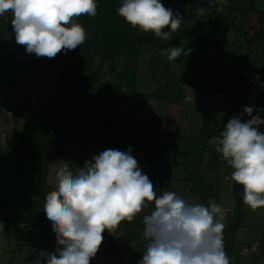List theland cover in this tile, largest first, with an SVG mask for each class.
<instances>
[{"label": "rangeland", "instance_id": "obj_1", "mask_svg": "<svg viewBox=\"0 0 264 264\" xmlns=\"http://www.w3.org/2000/svg\"><path fill=\"white\" fill-rule=\"evenodd\" d=\"M193 1L162 0L165 7H171L174 12L179 11L184 17L181 29L174 33L173 37H179L176 45L183 48L180 56L187 57L186 63L178 59L169 61L158 51L142 49V52L133 59L125 54L117 55L113 59L114 63L108 64L104 75L102 74L105 80L113 79L115 86L117 83L120 84L116 86L118 96L112 106L107 108L108 110L104 109L108 113L105 122L110 117L125 116L126 120L122 118L125 129L129 128L128 120L132 119L149 126L158 125L167 132H172V136L165 134L158 139L156 152L161 155L157 157L160 161L152 158L151 152L132 143L128 137L129 134L126 135V130L124 133L117 131L114 136L107 131L102 133V136L96 139L95 152L105 149L124 151L132 146L133 155L139 167L153 182L158 194L163 191H175L184 198L197 199L205 205L209 200H215L225 210V224L236 220L235 210L236 206H239L236 195L240 189L243 203L240 210L244 213L251 212L242 218V222H259V215L264 214V207L252 210L244 204L243 186L226 178L232 169L220 159V153L212 150L215 144L211 147L213 143L209 142L213 137L219 136L223 124H226L232 116L239 115L244 106L254 105L256 108L264 106V86H262L264 85V41L254 43L252 40L253 35L264 28V0H228L224 6H221L218 0H201L203 4ZM198 8H206L208 11L201 15L197 11ZM8 22H11V16ZM95 24L90 21L87 25H81L86 33L92 36L96 32ZM106 29L108 30V27ZM109 30L111 31L112 28ZM100 33H102L101 29ZM12 34L6 37V46L13 51L16 49L26 51V46L17 44L15 33L12 32ZM103 36L110 37L111 34L105 32ZM190 52L193 54L189 55ZM7 54V52L2 53L3 59H7ZM20 54L26 56L22 52ZM17 59L27 60L25 57L15 56V60ZM87 68L92 69L90 64ZM11 70L12 68L7 65L0 73V79L9 78ZM87 73L88 71H83V75ZM57 74L62 79L66 77L63 72L58 71ZM165 82H168V86H164ZM78 83V80L72 79L73 88H76ZM5 89L3 84L0 85V90L5 92ZM64 90L58 86L54 101L58 100L60 103L61 99H64L66 105L74 102V98L79 102L86 100L83 88L77 89L76 92L72 90L69 94L66 90L64 94ZM14 91H16L15 88H13ZM156 91H158L156 96L160 95L153 97L144 106L143 111L133 114L131 118L127 117L133 109L134 93L149 94ZM96 93L97 91H94L93 103L105 105L101 103L102 99H98ZM9 102L2 112H6L5 121L0 122V136L2 133L8 136L0 139V154L3 155L2 151H10V147L16 141L13 139L15 130H11L12 128L8 126L12 127L16 122L24 120L16 115L21 104L13 103L12 97L9 98ZM28 106L32 105L23 103L22 113ZM57 114L55 113L54 116ZM253 114L255 115L256 112L254 111ZM259 114L264 119V112ZM58 117L64 118L63 115ZM249 118L246 114L242 117L244 120ZM83 119H86L85 116ZM55 123L62 122L55 119L53 126L59 127L60 125ZM100 123L104 125L103 120ZM84 125L85 130L81 126L77 132L83 140H86L87 149L79 148L77 152H73V146L72 148L69 145L56 146L70 150L76 154V158L83 152H94L88 144L91 139L90 131L96 126L95 121L93 118L86 119ZM260 130L264 132V125H261ZM13 133L14 136H12ZM43 136L47 137L46 134ZM102 139L103 144H101ZM54 144H51V147L56 149ZM161 160L176 163L169 164V168L163 171L165 176L161 178L169 177L166 180L162 179L163 185L157 180L160 175L159 168L162 166ZM63 164L70 163L64 162L59 164V167ZM57 169L58 166H52L48 170L53 174L50 176L53 179H49L48 183L54 187V175ZM152 207L153 202H149L148 208L138 214L132 222L122 221L113 233L106 229L102 244L90 264H137L142 258V251L147 243L142 237V217L149 213ZM22 214L26 215V212ZM240 227L232 240V254L237 255L233 257L232 263L242 259L241 255L245 251L242 239L244 233L249 231ZM39 233L40 228H30L25 232H18L17 237L13 238L6 230L0 232V264H33L36 258L33 250L46 251L36 244ZM225 235L228 236V232ZM250 236L251 243L254 245L258 237L260 240L263 239L261 231L259 232L256 227H253ZM258 243L259 245L254 247L255 250H252L254 253L258 252L256 247L264 249L262 241ZM46 252L54 254V249ZM250 258L252 262L241 260V263H253L257 259L255 255ZM259 262L264 264V261Z\"/></svg>", "mask_w": 264, "mask_h": 264}, {"label": "clouds", "instance_id": "obj_2", "mask_svg": "<svg viewBox=\"0 0 264 264\" xmlns=\"http://www.w3.org/2000/svg\"><path fill=\"white\" fill-rule=\"evenodd\" d=\"M218 2L224 6L228 0ZM116 11L132 28L162 40H172L184 19L162 0H120ZM197 11L203 15L208 9ZM96 14L97 0H0V17L8 21L11 16L16 43L36 57L54 58L61 51L78 48L87 36L75 18ZM182 53L180 46L161 50L169 61ZM260 112L264 106H244L214 138L220 159L232 169L226 178L243 186V202L252 210L264 207ZM245 114L250 118L242 119ZM149 202H153L152 210L142 217V237L147 243L137 264H232L225 250L223 207L215 200L205 205L175 191L158 194L139 167L132 146L124 151L105 149L83 166L63 164L56 170L55 189L47 193L43 205L56 247L54 254L33 250V264H90L105 230L113 233L122 221L132 222Z\"/></svg>", "mask_w": 264, "mask_h": 264}, {"label": "trees", "instance_id": "obj_3", "mask_svg": "<svg viewBox=\"0 0 264 264\" xmlns=\"http://www.w3.org/2000/svg\"><path fill=\"white\" fill-rule=\"evenodd\" d=\"M193 2L198 4L204 3L201 0ZM119 6L120 0H97V14L95 17L81 16L75 18L76 22L79 24L87 25L90 21L96 23V32L91 36L90 40H88L89 45L87 46V52L82 60L85 62L86 68L88 64L92 67L90 70L85 69L90 75L88 82L91 85L88 101L94 104L92 101L94 98V91H97L96 95L98 99H102V104L105 103V105H97L99 108L105 110H108L112 106V103L118 96V89L116 86H120V84L117 83L115 86L113 79L105 80L102 76L104 75L105 67L108 64L114 63L113 59L117 55L125 54L133 59L134 56H138V54L142 52V49L161 53V50L164 48L177 46V39H179V37L174 36L172 40L164 41L161 40L160 37L155 36L152 32H143L138 27L135 29L132 28L130 24L126 23L125 20L118 15L116 9ZM107 27L108 30L106 29ZM109 28H112V30L110 31ZM100 29L102 33L99 34ZM12 32L14 31L11 22L0 17V58H2L0 59V73L7 67V61H9L12 66L10 84L15 85L26 63L21 60H15L14 52L17 49L13 51L6 46V37L13 35ZM105 32H109L111 36H103ZM252 40L254 43L264 41V28L254 34ZM4 52L8 53L7 59L5 58L6 60L3 59L2 56ZM192 54L193 52H190L189 55ZM76 57L80 59L78 56ZM176 59L182 61V63L188 61L186 56H179ZM5 83L6 81H3V85ZM164 86H168V82H165ZM45 91H43L41 98H43ZM157 93L158 91L149 94L134 93L133 109H131L127 117L131 118L133 114L143 111L144 106L150 102ZM105 110V114H103L105 115V117H103L104 124L110 128V133L113 136L117 131L118 133H124V130H126V135L129 134L128 137H130L132 143L151 152L152 158L159 160L157 157H161V155L156 152L158 139L165 134L172 136V132H167L158 125L149 126L144 123L135 122L132 119L128 120L130 121V129H125V125L122 121V118L126 120L125 116H109L110 118L105 122V118L108 117V113H106ZM27 112H29L30 115L27 116ZM0 116L2 118L1 121H5L6 112L1 113ZM20 119L24 120L18 121L21 123L17 126L16 124H13L12 127L8 126L12 128L11 130H15L16 132V129L20 126L18 130V132H20L18 139H16L14 145L10 147V151H2L4 155L0 154V221L4 222L5 230L9 235L11 234L13 238L17 237L18 232H25L30 228H40L39 239L37 241L35 240L36 244L43 250L51 251L56 247V244L43 211L47 193L55 189L54 186L48 183L49 179H53L50 177L53 174L48 170L52 166H58L59 168V164L64 162L70 164L77 163L76 165L83 166L85 160L91 159L92 155L97 153L91 154L83 152V154H79L80 157L78 158L75 157L76 154L67 153L69 160H63L62 158L60 161L57 160V162L54 161L50 163L51 149L49 148L48 140L43 136V134L48 135V133L42 130L44 124L34 120L32 111L29 109L24 111ZM3 134L5 135L4 137L2 136ZM6 137L8 136L2 133L0 139ZM103 142L104 140L102 139L101 144H103ZM84 144L85 143H83L81 148L87 149ZM78 150L74 149L73 152ZM161 163L162 166L159 168L160 175L157 177V180L163 185L162 179L165 178L166 180L169 178L167 176L161 178L165 176L163 171L169 168V164L174 165L176 163H167L165 160H161ZM236 197L239 204V206H236L235 210L236 220L226 224L224 229L225 250L232 259L237 256L236 254H232V240L235 238L234 235L237 234L238 228L242 226V218L245 215V213L240 210V206L243 204L240 189L237 191ZM22 212H26V215H21ZM226 232H228V236L225 235ZM232 264H238V262H233Z\"/></svg>", "mask_w": 264, "mask_h": 264}, {"label": "crops", "instance_id": "obj_4", "mask_svg": "<svg viewBox=\"0 0 264 264\" xmlns=\"http://www.w3.org/2000/svg\"><path fill=\"white\" fill-rule=\"evenodd\" d=\"M86 36L87 38L85 42L78 48L70 50L67 53L61 51L60 53H57L54 58L36 57L35 54H29L26 51L23 52L21 50H16L14 52V56H17L18 58H27V60L17 59L26 63L23 71L18 77V81L15 85H11V74L10 77L6 80L0 79V85L3 84V81H6V83L4 84V87H6L5 92L3 90H0V94H2L0 95V113H2L3 110H5L4 108L6 107V105L10 103V97H12L13 103L21 104V107H19V111H16L17 116L23 115V103L32 105L25 107V110H31L33 119L44 124L42 126V130L48 133L46 139L48 140V145L51 149L50 163L54 161L57 162V160L60 161L62 158L63 160H69L67 157V153H72L70 150H66L60 147L58 148L56 145L60 144V146L63 147L65 145H69L70 148H72L73 146V150H78L79 148H81L83 143H85L84 146L87 147L86 140L84 141L77 132L78 128L81 126L83 130H85L84 123L86 122V119L93 118L96 124V126L93 127L90 131L91 139L90 144L88 145L94 151L91 154L100 153L95 152L96 149L94 147L97 145L96 139L101 137V134L106 131L110 133V128L105 124L102 125L100 123V121L103 120V115L101 113H104V109L99 108L97 104L94 105L92 103H89L88 101L91 90V85L88 82L90 75L88 73L87 75H83V71H85V69H89L86 68V64L82 60V58H84L83 56L86 55L87 46L89 45L88 40H90L91 36L88 33H86ZM21 52L26 56H22L20 54ZM66 56H68V61H66ZM76 56L80 58V61H78V58ZM6 65L12 68L9 61H7ZM58 71H60V73L63 72L66 77L62 79V77L57 74ZM72 79H76L79 81L76 88H73ZM58 86H61L63 89H65L68 94L72 90H75L76 92L77 89L83 88L85 90L86 100L79 102L76 98H74V102L66 105L64 103V99H61L60 103L58 100L54 101V96L58 91ZM13 88H15L16 91L13 92ZM43 91H45V94L43 95V98H41ZM55 113L58 114L54 116ZM62 115L64 116V118L60 119V117L58 116ZM83 116H85L86 119H83ZM55 119L61 120L62 123H55V125L59 124V127L53 126ZM20 123L21 122H16L15 124L17 126ZM19 128L20 126H18V128L16 129L17 132L14 131V140L18 139L20 135V132H18ZM12 136H14V133L12 134ZM53 143H55L54 146L56 149H53L51 147V144ZM214 144L215 143H213L211 147L214 146ZM212 150H215V148L213 147ZM250 213L251 212H246L244 216H247ZM253 227H256L259 232L261 231L263 236V239L261 240L259 237L256 239V245H259V241H262L264 245V214H261L259 215V222H242V226L240 227V229L243 228L244 230H248L249 232H245L244 238L242 239V246L245 249V251H243L244 253H242L241 255L242 259L235 260V263L238 262V264H242L241 260H250L252 262L250 258V256L252 255H255L257 259L253 263L248 264H261L259 261H264V249L262 247H256V251H258L257 253H254L252 251L255 250L254 247L256 246L254 245V243H251L250 232H252ZM250 244H252V246H250Z\"/></svg>", "mask_w": 264, "mask_h": 264}, {"label": "water", "instance_id": "obj_5", "mask_svg": "<svg viewBox=\"0 0 264 264\" xmlns=\"http://www.w3.org/2000/svg\"><path fill=\"white\" fill-rule=\"evenodd\" d=\"M214 138H215V137H213V138L211 139V141L209 142L210 144L215 143Z\"/></svg>", "mask_w": 264, "mask_h": 264}, {"label": "built area", "instance_id": "obj_6", "mask_svg": "<svg viewBox=\"0 0 264 264\" xmlns=\"http://www.w3.org/2000/svg\"><path fill=\"white\" fill-rule=\"evenodd\" d=\"M26 115L28 116V115H30V113L27 112ZM1 119H2V118H1V116H0V121H1ZM2 136L4 137L5 135L3 134Z\"/></svg>", "mask_w": 264, "mask_h": 264}]
</instances>
